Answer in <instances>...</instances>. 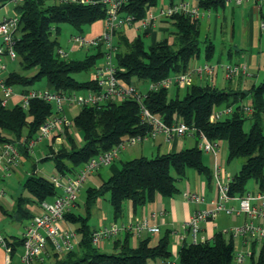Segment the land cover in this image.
<instances>
[{"label":"trees","instance_id":"16d2710c","mask_svg":"<svg viewBox=\"0 0 264 264\" xmlns=\"http://www.w3.org/2000/svg\"><path fill=\"white\" fill-rule=\"evenodd\" d=\"M10 0H0L4 6ZM95 4H81L72 0H21L15 6L20 16L15 51L24 70H36L32 76L9 72L5 77L7 87H22L26 93L30 86L46 80V88L62 93L86 92L96 90L95 81H79L74 75L87 72L98 64L104 51L103 44L98 46L97 54L84 59L60 57L61 48L53 34L60 32L61 24H69L78 31L87 25L102 22L106 17V5L101 0ZM160 0H127L122 11L137 19L146 15ZM173 0H170V2ZM200 6L217 9L226 6L223 0H202ZM165 19L163 21H167ZM170 21L176 27L175 42L167 39L146 46L141 35L130 40L123 31L117 33L116 64L118 77L125 83L135 85L139 82H158L175 74L185 73L191 64L200 58V19L185 15H175ZM104 28V27H103ZM145 35H148L145 33ZM1 43V40H0ZM204 55L211 59L215 47L206 40ZM208 62V61H206ZM198 81V80H196ZM184 87L186 94L179 96L180 86L175 97L169 95L171 89H159L145 92L143 104L150 112L162 119L168 126L186 123L203 133L211 141H226L228 144V162L244 159L239 172L232 177L231 196L247 193V184L254 181L259 191H264V79L247 91L219 89L211 84L199 81ZM40 88V89H46ZM249 98L254 113L246 114L242 110L244 101ZM233 106L235 110L224 119L212 123L211 114L215 109ZM68 108V107H67ZM66 108V110H67ZM53 105L39 99L30 101L28 109L20 103L12 107L3 106L0 98V143L18 142L22 138L29 142L37 139L41 126L53 114ZM67 112V111H66ZM252 120L249 131L244 128L245 121ZM72 128L83 134V143L78 145L69 127H62L53 139L63 136L69 147H61L50 155L56 171L63 175H74L93 157L110 151L119 145L125 137L145 136L152 125L142 120L140 103L136 99H112L99 105H86L72 120ZM52 136V135H51ZM197 140V139H196ZM23 156H27L26 147L20 146ZM110 177L99 187L86 190L85 215L66 213L65 218L77 225L79 236L77 250L63 256L52 254V264H149L155 260L172 258L171 240L166 234L157 246L150 245V238L140 241L132 247L129 238L133 233L125 231L124 240L119 235L114 243L116 251L105 253L92 242L94 228L89 224L91 209L100 198L108 196L115 218L122 215L124 203L133 202L135 207L152 202L156 194L173 197L179 193L177 180L186 176L188 169H194L204 176L209 185L214 179L213 169L205 164L203 151L194 147L181 151L158 154L155 157H137L130 160H118L111 166ZM173 173L175 175H173ZM30 197L20 196L13 212L7 213L16 222L31 221L34 213L29 207L51 200L59 191L45 177L37 174L28 176L23 184ZM16 254L23 245L22 236L6 237ZM179 250L175 264H233L235 243L230 237L218 232L205 243L184 242ZM60 257V258H59ZM252 264H264V248Z\"/></svg>","mask_w":264,"mask_h":264},{"label":"built area","instance_id":"2783aa9c","mask_svg":"<svg viewBox=\"0 0 264 264\" xmlns=\"http://www.w3.org/2000/svg\"><path fill=\"white\" fill-rule=\"evenodd\" d=\"M15 3L21 0H10ZM127 0H101L106 5V17L104 19V31L101 36L95 39H87L81 36H72V40L84 46H98L100 43L105 46L101 63H98L92 74L97 89L86 92L62 93L50 89H29L21 96L20 104L28 109L30 101L33 99L43 100L53 105V114L41 126L37 139L26 142L22 138L18 142L0 143V176L7 177L17 169L23 159L20 146L32 151L36 144L51 135H57L62 127H70L72 120L69 118L66 108L74 107L80 109L86 105H99L112 99L133 98L139 101L142 120L152 125V130L145 136L125 137L119 145L110 151L93 157L74 175L53 174L48 180L59 191L58 195L51 200L44 201L37 205V211L22 234V253L18 254L19 264H44L52 254L63 256L79 247V236L75 230L64 227L65 215L75 205L79 199L81 190L89 177L93 176L103 167H109L116 162L120 153L129 146H134L148 140H155L160 135H164L167 142H171L176 137L193 136L198 141V147L203 152L212 154L215 159L213 175L216 185V198L210 205L203 209L196 210L185 224V229L181 233H176L179 243L186 241L191 243H205L208 241L204 235V224L216 220L220 213L243 217L241 225L231 229L221 231L225 236L240 241L242 250L235 248L234 264H243L246 261L255 260L260 251L264 248V191L256 194L247 192L242 196L230 195V184L232 175L228 174L225 167L217 163L219 141L209 140L203 133L195 134V130L186 123L180 122L177 125L168 126L162 119L154 116L143 104L145 92L137 86L127 84L118 77L116 64L117 44L113 39L117 33L125 28H131L138 24L137 29L150 34L157 23L161 20L170 19L175 15H185L194 19L211 17V9L202 8V0H180L171 1L168 7H159L157 11L148 9L146 15L137 19L132 14L122 11ZM81 4H95V0H72ZM227 5L245 7L252 3L258 7L261 13V27L264 29V0H223ZM20 24V16L14 12L13 16L4 17L0 20V91L3 93L2 105L7 106L12 95V88L5 85L3 74L8 70V63L17 59L15 45L17 42V32ZM60 57H68V54L61 48L58 50ZM218 64L205 62L193 66L185 73L175 74L158 82H152L148 86L149 91L159 89H170L174 86L188 87L196 80L205 82L212 79L218 73ZM226 78L232 80L237 77L247 76L249 67L243 64H228L223 66ZM235 110L233 106H225L215 109L211 114L212 123L232 114ZM242 110L252 115L254 109L248 104H243ZM5 191L0 190V201ZM184 198L188 202L202 204L207 202L206 196L198 192H186ZM236 201V205L232 202ZM155 215V214H154ZM159 233L160 229L151 226L148 220L119 226L112 224L102 226L94 230L92 242L99 245L102 242L114 241L122 232L131 231L134 235H141L143 231ZM240 245V246H241ZM0 246L5 251L4 264H13L14 250L8 243L6 237L0 234ZM160 264H175V261L163 260Z\"/></svg>","mask_w":264,"mask_h":264},{"label":"rangeland","instance_id":"374dc122","mask_svg":"<svg viewBox=\"0 0 264 264\" xmlns=\"http://www.w3.org/2000/svg\"><path fill=\"white\" fill-rule=\"evenodd\" d=\"M175 2H179L180 0H174ZM191 2H194V0H189ZM170 3V0H160L159 3L153 8V10L157 11V8L159 7H168ZM17 3L13 1L7 2V4L3 5V2H0V20H2L4 17H10L14 15L15 12V6ZM235 7V13L233 14L231 12V8ZM244 8L237 7L234 5H227L225 9L223 7H218L217 9H212L211 12V19L203 18L201 19L200 26H201V36H200V47H201V56L198 61V64H203L206 61L218 64V73L216 76L212 79H207L208 84L217 85L220 88H225L226 84H229L226 86V88H249L252 86V84H259L264 79V30L262 31L261 38L257 43L255 42V39L253 37V40L251 39V35L249 32H246L248 30L247 23L245 19V22H243L241 18V14ZM94 25H87L83 27L82 31H78L74 27H72L69 24H61L60 25V32L58 34L54 33L53 38H57L58 42L60 43L61 49L68 54L69 59H79L82 60L88 55L97 54L98 48L91 45H84L80 46L76 42L72 40V36H81L88 39V34L91 32V29H93ZM104 26L101 24V22L96 23L95 29H102ZM138 24L134 25L131 28H125L123 32L125 35L130 39L134 40L137 36L141 35L143 38L145 45L148 47L152 44H154L157 41H161L164 39H167L170 43L175 42V35L176 27L174 24L169 20L167 21H159L157 23V26L154 28V30L148 34L145 35V31L137 29ZM233 28H234V34H233ZM242 28L247 29L245 33L243 34ZM206 40L211 41L215 47L214 55L211 59L207 60L204 55V49L206 45ZM114 43H117L118 37L115 35L113 39ZM102 51L105 50V46L102 47ZM58 53V50L56 51ZM256 58L259 62V70L255 71L256 77H237L232 80H229L226 78L225 71L223 69V66L228 64H242V63H250L252 59ZM102 59H99L98 63H101ZM195 62V61H194ZM193 66V63L191 64V67ZM249 67V66H248ZM17 71L19 73L25 74V75H34L36 73V70H24L21 66V62L18 59L14 62H9L7 74L9 72ZM249 73L250 68H249ZM93 69L87 72L77 73L74 75V77L79 81H87L92 78ZM207 81L203 82V84H207ZM215 81V82H214ZM246 82V83H245ZM244 83V84H243ZM135 84L137 85L138 89L142 92H146L148 90L149 82H139L135 80ZM20 87V86H18ZM22 88V87H20ZM29 89H36V88H46V80H41L34 84L33 86L28 87ZM169 95L171 97H175L177 94L176 88H171L169 90ZM186 94V88L181 87L179 91V96L182 98ZM250 99L247 98L244 101V104H249ZM252 125V120L247 119L244 124V128L246 131H249ZM72 136L75 138L78 145H81L84 141L83 134L78 131L71 130ZM191 137V138H190ZM193 136H186L188 139V147H192L195 145ZM52 139H44L36 144L35 149L38 150L40 148H47L52 142ZM151 141V140H150ZM146 142V141H145ZM143 142V143H145ZM142 143H139L134 146L127 147L128 149L126 152L123 150L120 153V157L122 160H130L131 155H127L128 153H131V151H137L141 147ZM218 161H225L224 167L228 174H231L232 176L235 175L239 170L241 169V166L244 162V159H234L231 162H228V144L226 141H220L219 142V148H218ZM148 158H152V156H149ZM213 156L210 153L203 152V160L204 162L212 167L214 164V160L212 159ZM213 160V161H212ZM222 164V163H220ZM32 165L33 162L31 160H28L25 164L19 165L21 171L28 170L30 173L32 172ZM39 168L41 167H50V169L54 168V163L52 161H47L45 163H41L38 165ZM214 166V165H213ZM105 168V167H104ZM108 170L109 168L106 167ZM189 171H194L190 169ZM13 173V172H12ZM11 173V174H12ZM102 178L105 177V173L102 170L101 171ZM173 175H175L173 173ZM92 177V176H91ZM91 177L85 182L79 199L78 203L80 204V209L77 210L78 213L85 214V199H86V190L89 187H93L91 183ZM99 176L96 177V179ZM100 178V177H99ZM187 178V177H186ZM186 178L178 179L177 184H182V182L186 181ZM102 180V179H100ZM99 181V180H98ZM10 182L14 183V186H9ZM100 182V181H99ZM5 189L8 191L9 194H17L19 192H24L22 181L20 182L17 176L15 174L9 178L5 183H2ZM8 187V188H7ZM247 191L251 192L253 194H256L258 192V185L254 181H250L247 184ZM25 195H28V192H24ZM106 209H110V213L113 211L112 206L107 203ZM92 214L89 224L91 227H95L97 224L98 218L101 216L99 214V210L94 207L92 209ZM230 218L234 221H239L243 217H238L235 215H230ZM241 219V221H242ZM27 226V222L23 223H16L10 220V218L4 214H0V234L4 237H12V236H22V234L25 231V228ZM75 228V226H72ZM228 237V236H227ZM238 240V239H237ZM235 240V248H238L239 250H242V245L240 244V241ZM212 242V240H211ZM241 245V246H240ZM102 252L105 253H112L111 250H102ZM19 253V252H18ZM18 253L15 254V259L17 260ZM61 257V256H60ZM59 257V258H60ZM0 258H2V253L0 252ZM258 258V257H257ZM255 259V261L257 260ZM173 259H175V254H173ZM235 262L233 261V264ZM44 264H52L51 260L46 261ZM243 264H252V261H246Z\"/></svg>","mask_w":264,"mask_h":264},{"label":"crops","instance_id":"0c3cea01","mask_svg":"<svg viewBox=\"0 0 264 264\" xmlns=\"http://www.w3.org/2000/svg\"><path fill=\"white\" fill-rule=\"evenodd\" d=\"M226 7L227 6H224L223 9H225ZM241 8H244V10H246V11H242L241 18H242L243 22H245V19H247L246 23H247V27H248V30L247 29L244 30V28H242V32L244 34L245 31L247 30L246 32H249V34L251 35V39L253 40V37H254L255 42L257 43V41H259V39L261 38L262 31L264 30L261 27V13H260L258 7L252 3H248V5H246L245 7H241ZM231 9H232L231 12L234 14L236 8L232 7ZM205 18H208V17H205ZM211 18H212V16L209 17L208 19H211ZM101 24H102V22H101ZM95 26H96V23L94 24L93 29H91V32L88 34V39H95V38L102 35L104 28L98 30V29H95ZM233 34H234V28H233ZM198 63H199L198 61L193 62V66L197 65ZM258 63L259 62L257 61L256 58L252 59L250 61V63H248L249 65H247V63H242L243 65H247L250 68L251 73H249L247 75L248 77H251V78L256 77L255 71L259 70V64ZM237 64H239V63H237ZM8 65H9V63H8ZM2 76H3V78H5L7 76V73H4ZM247 76H244V77H247ZM196 82L199 83V81H196ZM207 83H208V81H207ZM228 85L229 84H226V86H228ZM253 85H258V84L253 83L252 86ZM214 86L218 87L216 84ZM226 86H225V88H220V87H218V88L219 89H228V88H226ZM251 87L243 88V89L242 88H238V89L231 88V89L247 91ZM23 90L24 89L20 88V87H13L12 88L13 93L11 95V98L8 101V105H7L8 107H12V106L19 104L21 102V96L23 94ZM2 97H3V93L0 91V98H2ZM79 110L80 109H77L74 107H68L66 111H67L69 118L71 120H73L74 117L79 113ZM69 128H70V132H71V130L77 131L76 129L72 128V125ZM192 138H194L195 145H196V143H197L196 138L195 137H192ZM47 139H52V141H51L52 143L47 148L45 147V148H40V149L36 150L35 149L36 146H35L32 151H29L28 149H26L28 152V155L23 156V159L19 165L25 164L28 160H31L33 162L31 173L28 170H25L24 172L21 171L20 167L18 166L17 169L14 170L13 173L10 174L9 176H7V177L0 176V190L3 189L5 191L3 197L1 198V201H0V214H4V215L9 217V215L7 213H11L15 210L17 199L20 196L30 197L29 193H28V195H25L24 192L26 190L24 189V187H23L24 192H19L17 194H9L8 191L5 189V187L3 186L2 183L3 182L5 183L14 174H15V176H17L19 181L20 182L22 181V184H24L25 179L34 173L39 175V176L45 177L47 179L50 175L58 173L56 171V168H55V163L50 158L51 157L50 155L52 154L53 151L58 150L61 147H69V146H68V143L66 142V139L63 136L58 135V137H56L55 140L53 139V136H50ZM194 146H192V147H194ZM186 148H190V147H188V139L186 137H176L171 142H167L164 135H160L155 140H151V141L148 140L145 143H142L141 147L139 149H137V151H131V153H128L127 155H131V156H128V157H131V159L141 157V156L155 157L158 154L181 151V150L186 149ZM127 149L128 148L124 149V151L126 152ZM212 159L215 162L214 157ZM47 161H52L54 163V168H52V169H50V167L49 168L48 167L39 168V166H38L39 164L45 163ZM119 161H122L121 157H119L118 162ZM217 163H219V164L222 163L221 165L224 166L225 161L222 160L219 162L218 156H217ZM213 165H212V167H210L209 165L208 166L211 169H213V167H214ZM108 168H109L108 170L106 169V167L101 168L98 172H96L91 177V183H92L93 187H99L105 180H107L110 177L111 169H110V167H108ZM102 170L105 173V177L107 176L106 178H102V174H101ZM189 170L190 169L187 170L186 176L184 177V178L187 177L186 181L182 182V184H179V185L177 184V186L179 188L178 194H176L173 197H163L160 194H156L155 198L152 202H149L143 206H138V207H135L133 202L127 201L124 203V209H123L122 215L118 218H115L113 211L110 213V209H109V211H108V209H106V204L107 203L110 204V202L108 200V196H105L104 198L98 199L94 207H96L99 210V214L101 216L98 218L96 226L92 227V228L97 229L99 227L110 226L112 224L123 226V225H129L132 223L134 224V223H137L140 221L148 220L151 226L159 227V229H160L159 233H151V232L145 230L141 233V235H134V234L132 235L131 234V237L129 238L130 245L132 247H136V246H138V244L140 243L141 240L146 239V238H150V245L154 247V246H157L159 244L160 240L166 234H169L170 240H171L170 248H171L172 253L175 254V259H173V255H172L171 260L177 262L178 257H179V250L182 247V245H181V243H179L177 241L176 233L183 232L185 229V224L190 219L192 214L198 209H203V208H206L207 206H209L211 201H213L216 198V193H217L216 192L217 190H216V185H215V179H213L212 185H209L204 176L198 174L194 169H192L194 171H189ZM97 176H99L100 178L98 177L96 179ZM100 179H102V180H100ZM9 186H14V183L10 182ZM186 192H198L200 194H204L206 196L207 202L202 203V204H196L193 202H188L184 198V193H186ZM85 201H86V199H85ZM236 204H237L236 201L232 202L233 206ZM29 208L32 211V213H34V214L36 213V211H37L36 205L31 206ZM80 208H81L80 204L77 201V204L75 205V207H73L69 212L78 214L77 210ZM86 209L87 208L85 207V211H86ZM92 209H91V215H93ZM79 214H82V213H79ZM83 215H85V214H83ZM241 219L239 221H234L230 218V215H228L226 213H220L218 215V217L216 218V220L204 224V235L207 237L208 240H212L213 237L215 236V234H217L218 232H220L224 229H231L233 227L241 225L244 221V219H242V221H241ZM10 220H11V218H10ZM11 221H13V220H11ZM13 222H16V221H13ZM23 222H27V226H28L30 221L26 220ZM23 222H16V223H23ZM72 226H75V228H73ZM64 227L70 228L72 230L77 229V225L73 224L68 219H65ZM125 235H126V232H122L121 235L119 236V238L124 240ZM228 238H230V237L228 236ZM98 247L101 250L109 249L112 252L116 251V245H115L114 241L102 242L98 245ZM0 252L2 253V258H0V264H4V262H5V251L1 246H0ZM18 252H17L18 254L22 253V247L19 249ZM14 257H15V255H14ZM161 261L162 260H155V261L150 262L149 264H160ZM13 264H19L18 257H17V260L15 258H13Z\"/></svg>","mask_w":264,"mask_h":264}]
</instances>
